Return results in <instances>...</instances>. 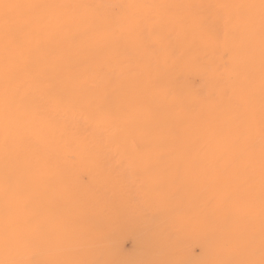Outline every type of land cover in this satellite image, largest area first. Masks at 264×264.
<instances>
[{
  "label": "snow or ice",
  "instance_id": "1",
  "mask_svg": "<svg viewBox=\"0 0 264 264\" xmlns=\"http://www.w3.org/2000/svg\"><path fill=\"white\" fill-rule=\"evenodd\" d=\"M234 21L243 39L236 45L212 36L220 14ZM202 35L197 38V33ZM214 42L218 62L211 68L214 88L193 105L161 82L158 69L179 57L178 50ZM0 104L6 97L45 113L46 126L30 129L35 139L26 152H10L0 125V153L19 179L8 194L10 218L23 216L37 233L48 225L63 231L61 202L70 190L61 160L76 154L92 137L91 148H109L128 212L138 214L155 201L141 195L142 164L163 154L168 159L148 175L151 184L167 181L180 193L175 215L212 235L216 253L232 248L231 264H264V0L225 4L81 3L51 0H0ZM99 49L102 55L89 53ZM183 52H181V56ZM137 56L150 62L138 87L117 101L123 73L107 69ZM55 101L56 110L49 111ZM98 133V135H93ZM39 137V139H36ZM150 150L143 151V145ZM257 224L259 238L257 239ZM69 255L81 250L69 245ZM177 259L193 262L180 245ZM66 264H85L70 260Z\"/></svg>",
  "mask_w": 264,
  "mask_h": 264
},
{
  "label": "rangeland",
  "instance_id": "2",
  "mask_svg": "<svg viewBox=\"0 0 264 264\" xmlns=\"http://www.w3.org/2000/svg\"><path fill=\"white\" fill-rule=\"evenodd\" d=\"M51 2L225 4L243 3L247 0H51ZM212 30V36L221 42L224 41L226 34L229 42L236 45L243 39L240 30L234 28V21L227 14L222 13L215 18ZM201 35L198 32L197 38ZM203 35L204 43L186 50L181 48L177 53L178 59L158 69L161 82L193 105L215 86L211 68L218 62V53L215 51L214 42L208 40L206 34ZM181 52H183L182 56ZM214 53L216 54L212 55ZM89 55L92 58H98L102 52L99 49H93ZM8 58L7 50L0 47V61H7ZM150 67L151 64L146 59L132 56L114 65L112 69L106 70L113 79L117 78L118 73H123L124 88L122 94L117 97V101L131 90L130 88L139 86L143 74ZM2 83L0 81V84ZM48 107L50 111H55V101L50 102ZM45 116L46 113L38 106L18 105L13 98L6 97L0 104V125L8 133L9 151L26 152L29 141L33 139L28 134L29 130L34 126L37 128L46 126ZM13 126L17 131L13 129ZM90 138L91 136L76 154L66 156L61 161L64 173L67 171L65 176L67 175L71 182L67 198L61 202V210L65 213L63 231L48 225L42 232L37 233L31 220L23 216L10 218L8 194L15 187L19 177L8 169L5 162L7 155L0 153V264H66L70 260L83 261L85 264H163L165 261L178 258L170 252L177 245H180L187 258L193 262L206 259L209 264H231L238 258L232 248H226L221 253H216L210 248L209 242L212 235L206 233L202 227L195 224L181 225L177 222L175 202L180 193L174 185L167 181L160 185L151 184V179L147 176L156 172L167 161L166 149L162 155L142 164L137 175L140 178L145 177L146 181L141 195L151 198L164 193L167 200L155 201L142 213L134 214L128 212L127 199L129 196L137 195L136 189L132 188L127 193L122 192L115 180V170L126 165L128 154H123L120 164L117 165L111 150L104 148L95 152L90 146L92 141ZM14 145H18L19 148ZM142 150H150V145H143ZM74 156L79 159L77 160ZM67 163L70 165L67 166ZM69 172L71 175L68 174ZM258 238L259 225L257 224ZM69 245L79 248L80 254H67L64 249Z\"/></svg>",
  "mask_w": 264,
  "mask_h": 264
},
{
  "label": "bare ground",
  "instance_id": "3",
  "mask_svg": "<svg viewBox=\"0 0 264 264\" xmlns=\"http://www.w3.org/2000/svg\"><path fill=\"white\" fill-rule=\"evenodd\" d=\"M126 1H127V0H126ZM204 3H205V2H204ZM212 31H213V30H212ZM196 47H197V46H196ZM205 52H206V51H205ZM215 54H216V53H214V54H212V55H215ZM217 56H218V55H217ZM217 56H215V57H217ZM205 57H206V55H205ZM215 57H214V58H215ZM211 59H213V57H212ZM205 60H207V59L205 58ZM211 61H212V60H211ZM213 63H214V61H213ZM171 74H172V73H171ZM199 76H201V75H199ZM186 79H187V76H186ZM202 80H203V79H202ZM191 82H192V81H191ZM127 83H128V82H127ZM185 84H186V83H185ZM188 85H189V84H188ZM180 87H181V86H180ZM187 87H188V86H187ZM130 89H132V88H130ZM173 91H174V90H173ZM126 92H127V91H126ZM53 107H54V106H53ZM15 109H16V108H15ZM17 109H18V108H17ZM50 109H51V108H50ZM49 111H50V110H49ZM22 114H23V113H22ZM16 115H17V114H16ZM23 115H24V114H23ZM23 115H22V116L20 115V116L23 117ZM27 115L29 116V113H28ZM37 115H39V114H37ZM1 116H2V115H1ZM18 116H19V115H18ZM11 117H12V116H11ZM16 117H17V116H16ZM21 117H20V118H21ZM38 118H39V117H38ZM41 118H42V116H41ZM29 119H32V118H29ZM29 119H28V120H29ZM34 119L36 120V117H35ZM16 120H18V119H16ZM26 120H27V119H26ZM32 120H33V119H32ZM30 121H31V120H30ZM17 122H18V121H17ZM22 122H23V119H22ZM24 122H25V121H24ZM24 122H23V123H24ZM26 122H27V121H26ZM32 122H33V121H32ZM37 122H38V121H37ZM38 123H39V122H38ZM38 123H37V124H38ZM16 124H17V123H16ZM26 124L28 125V123H26ZM29 124H31V122H29ZM27 125H26V126H27ZM32 125H33V124H32ZM40 125H41V124H40ZM40 125H39V126H40ZM9 127H10V126H9ZM11 127H12V126H11ZM16 127H17V126H16ZM20 127H22V126H20ZM42 127H43V126H42ZM18 128H19V127H18ZM23 128H24V130H25V126H24ZM23 128H22V130H23ZM30 128H31V127H30ZM34 128L36 129L37 127L34 126ZM34 128H33V129H34ZM13 129H14V126H13ZM7 130H8V129H7ZM9 130H10V129H9ZM14 130L17 131V129H14ZM24 130H23V132H24ZM23 132L21 133V131H20L21 134H23ZM25 132H27V131H25ZM17 133H19V132H17ZM21 134H20V136H21ZM28 134H30V133H28ZM28 134H27V135H28ZM25 135H26V134H25ZM14 136H15V135H14ZM23 136H24V135H23ZM23 136H22V137H23ZM24 137H27V136H24ZM24 137H23V138H24ZM13 138H14V137H13ZM17 138H18V137H17ZM30 138H31V135H30ZM32 138L35 139L34 137H32ZM91 138H92V137H91ZM91 138H90V139H91ZM33 139H32V140H33ZM38 139H39V138H38ZM8 140H9V137H8ZM11 140H13L12 137H11ZM29 140H30V139H29ZM9 141H10V140H9ZM14 141H15V140H14ZM22 142H23V140H22ZM91 142H92V141H91ZM27 143H28V141H27ZM12 144H13V143H11V145H12ZM16 144H17V143H16ZM21 144H22V143H21ZM24 144H26V143H24ZM22 145H23V144H22ZM28 145H29V144H28ZM9 146H10V143H9ZM14 147H18V145H17V146L14 145ZM23 147H24V146H23ZM18 148H19V147H18ZM27 148H28V146H27ZM89 148H90V147H89ZM12 150H13V149H12ZM23 150H24V149H23ZM10 151H11V150H10ZM14 151H15V150H13L12 152H14ZM17 151H19V150H17ZM17 151H15V152H17ZM24 151H25V150H24ZM20 152H22V150H21ZM92 152H93V151H92ZM3 154H4V153H3ZM5 155H6V154H5ZM1 156H3V155H1ZM68 156H69V155H68ZM68 156H67V157H68ZM72 156H73V155H72ZM5 157H6V156H5ZM74 157H75V156H74ZM165 157H166V156H165ZM75 158H77V157H75ZM3 159H4V157H3ZM78 159H79V158H77V160H78ZM5 160H6V159H5ZM61 161H63V160H61ZM65 161H66V160H65ZM68 161H69V160H68ZM71 162H72V161H71ZM71 162H70V164H71ZM78 162H79V161H78ZM62 163H63V162H62ZM65 164H66V163H65ZM70 164H69V165H70ZM80 164H81V163H80ZM61 165H62V164H61ZM63 165H64V163H63ZM69 165H68V163H67V166H69ZM75 165H76V164H75ZM65 166H66V165H65ZM82 166H83V163H82ZM61 167H62V166H61ZM72 167H73V165H72ZM80 167H81V166H80ZM84 167H85V166H84ZM88 167H89V166H88ZM63 168H65V167L63 166ZM86 168H87V167H86ZM86 168H84V169L86 170ZM6 169H7V168H6ZM8 169H9V167H8ZM72 169H73V168H72ZM72 169H71V170H72ZM82 169H83V168H82ZM76 170H78V169H76ZM85 170H84V171H85ZM87 170H89V169H87ZM82 171H83V170H82ZM82 171H81V172H82ZM66 172H67V171H66ZM66 172H65V173H66ZM78 172H79V170H78ZM87 172H88V171H87ZM13 173H14V172H13ZM65 173H64V174H65ZM74 173H75V171H74ZM66 174H67V173H66ZM68 174L71 175V172H69ZM76 174H77V173H76ZM82 174H83V173H82ZM15 175H16V173H15ZM79 175H80V174H79ZM66 176H67V175H66ZM72 176H73V175H72ZM12 177H13V176H12ZM14 177H15V176H14ZM70 178H71V176H70ZM15 179H16V178H15ZM72 179H73V178H72ZM13 180H14V179H13ZM77 182H78V181H77ZM109 183H110V182H109ZM97 191H98V190H97ZM95 194H96V193H95Z\"/></svg>",
  "mask_w": 264,
  "mask_h": 264
}]
</instances>
